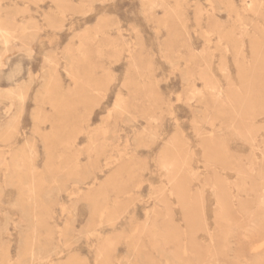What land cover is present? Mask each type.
I'll return each mask as SVG.
<instances>
[{"label": "rangeland", "instance_id": "obj_1", "mask_svg": "<svg viewBox=\"0 0 264 264\" xmlns=\"http://www.w3.org/2000/svg\"><path fill=\"white\" fill-rule=\"evenodd\" d=\"M0 264H264V0H0Z\"/></svg>", "mask_w": 264, "mask_h": 264}, {"label": "bare ground", "instance_id": "obj_2", "mask_svg": "<svg viewBox=\"0 0 264 264\" xmlns=\"http://www.w3.org/2000/svg\"><path fill=\"white\" fill-rule=\"evenodd\" d=\"M10 95V94H9Z\"/></svg>", "mask_w": 264, "mask_h": 264}]
</instances>
